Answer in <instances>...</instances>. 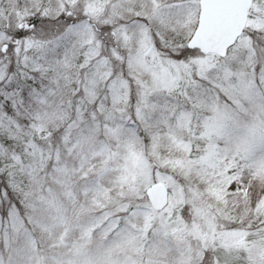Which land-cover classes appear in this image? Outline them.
Returning a JSON list of instances; mask_svg holds the SVG:
<instances>
[{"label":"snow or ice","instance_id":"snow-or-ice-1","mask_svg":"<svg viewBox=\"0 0 264 264\" xmlns=\"http://www.w3.org/2000/svg\"><path fill=\"white\" fill-rule=\"evenodd\" d=\"M0 264H264V0H0Z\"/></svg>","mask_w":264,"mask_h":264}]
</instances>
